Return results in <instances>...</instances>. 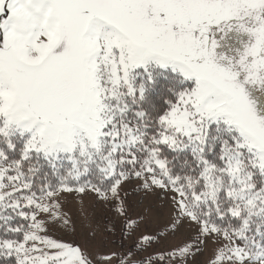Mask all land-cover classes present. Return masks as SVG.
<instances>
[{"label":"snow or ice","instance_id":"6c2138e0","mask_svg":"<svg viewBox=\"0 0 264 264\" xmlns=\"http://www.w3.org/2000/svg\"><path fill=\"white\" fill-rule=\"evenodd\" d=\"M89 195L118 250L77 237L65 202L88 218ZM209 245L264 264V0H0V264Z\"/></svg>","mask_w":264,"mask_h":264},{"label":"rangeland","instance_id":"374dc122","mask_svg":"<svg viewBox=\"0 0 264 264\" xmlns=\"http://www.w3.org/2000/svg\"><path fill=\"white\" fill-rule=\"evenodd\" d=\"M84 204L89 208L88 218H85L83 213L81 212V202L78 198L73 196H69L65 202V210L68 215L76 220V235L83 242V240L89 236L90 229H96V239L94 241V248H99L101 251L112 250L116 251L118 248L115 244L108 242L106 247H102V242L104 241V227L107 222L112 219V214L109 212L103 205L96 203L95 198L91 195L85 197ZM131 211V210H130ZM153 230L155 229V225H152ZM59 235L64 239H70L71 236H64L63 233H59ZM119 238V234L115 237H109V241L117 240ZM211 245H209V249L205 251L203 256L200 257L202 264L207 261L210 255Z\"/></svg>","mask_w":264,"mask_h":264}]
</instances>
